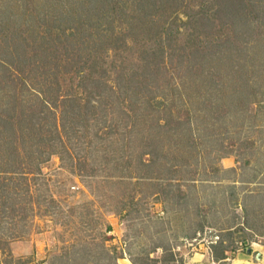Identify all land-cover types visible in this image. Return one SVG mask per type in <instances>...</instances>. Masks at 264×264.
Returning a JSON list of instances; mask_svg holds the SVG:
<instances>
[{"label":"rangeland","instance_id":"374dc122","mask_svg":"<svg viewBox=\"0 0 264 264\" xmlns=\"http://www.w3.org/2000/svg\"><path fill=\"white\" fill-rule=\"evenodd\" d=\"M48 1L50 19L0 0V169L13 171L0 173V264L262 259L264 0H245L244 30L218 33L215 20L214 83L191 73L200 61L172 55L191 29L150 73L154 41L96 45L86 33L99 22L67 16L76 0ZM91 72L98 87L82 80ZM156 147L157 164L178 167L144 166Z\"/></svg>","mask_w":264,"mask_h":264},{"label":"trees","instance_id":"16d2710c","mask_svg":"<svg viewBox=\"0 0 264 264\" xmlns=\"http://www.w3.org/2000/svg\"><path fill=\"white\" fill-rule=\"evenodd\" d=\"M48 2V0H24V4L22 5H24L25 11L28 10L31 12V15L35 12L37 15L35 16L36 18L40 16V12L44 14V10L46 9L45 11L49 13L50 19L53 13L51 11L52 8L46 5ZM244 2L245 0H76L75 3L71 2L67 16L69 20L82 23L83 21L81 20H87L89 18L98 21L99 23L96 29L94 28L95 32L86 34L98 38L99 41L97 42L96 40V45H98V43L100 46L106 44L111 45V48L115 51L135 48V45H139V43L146 40L154 41L155 47L152 45L150 49L144 51V56L147 59L145 68L151 70L150 73H160L166 53L165 44H169V46L172 47V44L174 45L178 36L182 34V29L184 27L185 30L191 29L192 32L190 31V33H188L190 39L186 40L184 45L179 46L181 50L179 54H175V51L172 55H177L181 58V62L184 58L189 62L200 61L195 71L194 69H190L191 73L197 77L196 79L202 82L214 83L212 69L213 47L215 45H213L212 41L215 32V20L218 18L221 20L222 26L221 29H218V33L221 31L225 32L226 28L230 25L233 26L235 30L239 28L244 30V27L247 25L246 12H244L243 6L245 4ZM63 9V7H59V12L62 14ZM181 16L185 17V20L180 19ZM55 19L56 18L51 19L53 23H55ZM40 20V22H45L43 19ZM178 21H180L179 24H177ZM49 29L52 30L53 28ZM81 29L77 32L81 33ZM236 32H238V30ZM72 33L74 34L73 36L76 37V34L74 32ZM226 37L227 42V40L229 41L228 33ZM83 43H85V39H83ZM14 44L19 45V42L16 41ZM82 46L85 48L84 44L80 45V47ZM231 47L232 46L229 45L228 50H230ZM228 55L225 54L224 57ZM151 56H154L155 59L154 66L151 65L153 64V62L150 61ZM208 56L210 57L208 58ZM23 57L26 58L25 56ZM207 64H210V66ZM238 73L240 78L245 75V72ZM234 74L237 73L235 72ZM82 80L84 82H92L95 87L99 85L98 80L92 72L86 73ZM91 93L92 92L89 94L91 95ZM44 100L46 101V99H42L43 102H45ZM73 103L79 106L77 100ZM93 108H95V106L89 104L86 107L87 110ZM166 126H168V121L159 120L156 123V128L158 129H164ZM168 129L170 130V128ZM152 141L156 142V146H159L161 143V139L159 140L158 137L156 140H150L151 145ZM156 150H158V147L146 153L153 156V159L151 158L149 163H144V166L151 168L150 163L155 165L158 163L159 157ZM13 152L15 153V150H13ZM157 165L161 169V173L162 171H171L178 167H174V165L169 167L166 164ZM11 172L13 171L8 168H5V170L0 169V173ZM4 179L7 178L4 177L1 179L0 177L2 187L0 189V207H2L1 202L3 201L1 199L5 198L7 190L6 181H4ZM251 252L252 248L246 246L245 253L249 254Z\"/></svg>","mask_w":264,"mask_h":264},{"label":"bare ground","instance_id":"6f19581e","mask_svg":"<svg viewBox=\"0 0 264 264\" xmlns=\"http://www.w3.org/2000/svg\"><path fill=\"white\" fill-rule=\"evenodd\" d=\"M232 264H255V263H253L249 260H246V259L237 258V259L232 261Z\"/></svg>","mask_w":264,"mask_h":264},{"label":"built area","instance_id":"2783aa9c","mask_svg":"<svg viewBox=\"0 0 264 264\" xmlns=\"http://www.w3.org/2000/svg\"><path fill=\"white\" fill-rule=\"evenodd\" d=\"M261 249H262V251H263V253H261L262 255H263V258L262 259H258V261L257 262H255V263H257V264H264V246H260V245H258ZM257 246V247H258Z\"/></svg>","mask_w":264,"mask_h":264}]
</instances>
